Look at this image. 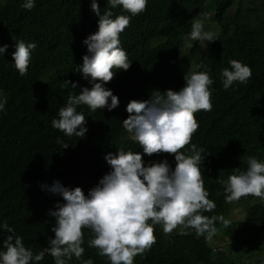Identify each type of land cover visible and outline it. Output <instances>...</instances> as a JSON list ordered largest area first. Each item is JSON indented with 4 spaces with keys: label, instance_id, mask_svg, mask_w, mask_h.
<instances>
[{
    "label": "clouds",
    "instance_id": "1",
    "mask_svg": "<svg viewBox=\"0 0 264 264\" xmlns=\"http://www.w3.org/2000/svg\"><path fill=\"white\" fill-rule=\"evenodd\" d=\"M147 3L148 0H107L108 7L101 11L98 0H91V10L98 16L97 29L82 41L87 54L82 56V64L73 69L91 87H81L79 94L70 93L49 109L44 97L51 87H44L42 73L33 74L29 84L32 103L12 110L9 121L0 130L3 162H19L26 152L43 148L53 151L50 161L36 164L31 177V203L36 214L32 220L43 227L41 241H30L9 225L11 220L2 218L0 234L5 235L0 240V264H70L73 258L81 261L88 248H95L107 263L134 264L138 254L143 256L151 249L156 239L154 230L159 228L167 238L193 230L213 248H222L220 243L210 242L216 236L225 237L216 222L228 227L230 222L246 218L241 208L231 210L228 219L204 215L216 205L208 198L202 178L204 149L197 148L191 140L198 128L194 114L212 109L213 79L206 70L186 72L185 84L180 89L179 74L173 83L158 84L148 99H132L126 105L129 115L122 120V127L132 143V151L121 148L107 153L87 141L85 115L77 107L84 105L91 113L105 107L111 111L118 106V96L105 85L116 69L130 67L131 48L125 33L130 18L144 12ZM118 6L129 15H114L112 9ZM22 7L31 10L35 0H23ZM192 18L189 30L180 34L184 41L181 55L193 44L199 43V50H205L209 42L217 39L207 28V14ZM172 46L173 43L167 44L161 50L169 51ZM7 47L0 46V55L4 56ZM35 48V42L16 40L11 65L17 76H32L28 66ZM164 57L155 59L154 69L163 68ZM228 63L229 67L220 72L223 88L234 83L247 84L251 68L236 59ZM181 64L173 57L169 68ZM178 73H182V68ZM65 84L77 87L76 82ZM10 106V93L0 87V119L10 112ZM259 117L264 122V114ZM255 144L254 150L262 147ZM185 145L189 147L182 151ZM238 145L247 148L243 142ZM171 154L172 161L164 159ZM82 158L89 167L85 176L79 173ZM242 162L243 170L237 168L218 180L225 203L237 202L241 197L264 201V159L248 156ZM239 211L244 213L243 218ZM24 238L34 245L45 244L34 249ZM81 264L93 261L89 258Z\"/></svg>",
    "mask_w": 264,
    "mask_h": 264
},
{
    "label": "trees",
    "instance_id": "2",
    "mask_svg": "<svg viewBox=\"0 0 264 264\" xmlns=\"http://www.w3.org/2000/svg\"><path fill=\"white\" fill-rule=\"evenodd\" d=\"M22 3L23 0H0V46L8 45L4 56L0 55V87L10 93L11 104L10 112L0 119V130L9 121L12 110L32 103L29 84L36 74L42 73L44 87H51L44 97L49 109L70 93L79 94L81 87H91L80 72L73 71L87 54L82 41L97 29L98 16L91 10V0H35L31 10L24 9ZM98 4L101 11L108 7L107 0H98ZM112 11L114 15H129L119 6ZM205 14L207 28L217 39L209 42L205 50H199L196 43L181 55L184 41L180 34L189 30L192 17L200 19ZM128 27L125 34L131 48L128 59L132 62L127 70L116 69L105 85L118 96V106L111 111L105 107L91 113L84 105L77 107L85 115L89 145L107 153L121 148L132 151V143L122 127V120L129 115L126 105L132 99H148L158 84L173 83L179 74L180 89L185 84L186 72L208 71L213 79L212 109L194 114L198 128L191 140L197 148L204 149L202 178L208 198L216 205L204 215L228 219L231 210L241 208L244 220L230 222L228 227L217 221L215 226L225 236L223 239L241 240L253 246L250 254L232 253L213 248L193 230L186 229L187 234L167 238L159 228L154 230L156 239L151 249L143 256L138 254L134 264H247V258L250 264H264V201L241 197L237 202L225 203L222 185L218 183L237 168L243 170L242 159L248 156L264 159V122L259 117L264 114V0H148L145 11L131 17ZM16 40L36 43L28 66L33 71L31 77L21 78L13 71ZM170 43L173 46L169 51L161 50ZM160 56H165L163 68L154 69V61ZM173 57L182 63L177 68H169ZM232 59L248 65L252 76L247 84L234 83L224 89L220 72L229 67ZM180 68L182 73H178ZM65 81L76 82L77 87L73 89L70 84L66 87ZM251 141L262 147L254 150L256 144H250ZM239 142L248 149L240 147ZM188 147L185 145L182 151ZM52 152L43 148L26 152L19 162L0 160V222L4 221L2 218L11 220L9 225L34 243L41 241L43 227L32 220L36 214L31 203V177L36 164L50 161ZM164 159L172 161V154ZM79 168L81 175L89 172L85 158L79 162ZM4 235L1 232L0 240ZM27 239L24 238L25 242L34 249L45 244L34 245ZM89 258L93 264H110L97 255L95 248L86 249L81 261ZM81 261L73 258L70 264Z\"/></svg>",
    "mask_w": 264,
    "mask_h": 264
},
{
    "label": "rangeland",
    "instance_id": "3",
    "mask_svg": "<svg viewBox=\"0 0 264 264\" xmlns=\"http://www.w3.org/2000/svg\"><path fill=\"white\" fill-rule=\"evenodd\" d=\"M238 214L240 218H243L244 216L243 212L239 211ZM210 242L213 245H218L220 243L222 248L232 253L250 254L253 251V246H248L244 244L241 240L227 241V240L220 239L216 236L215 238L210 239ZM249 261H250V258H247L246 259L247 264H250Z\"/></svg>",
    "mask_w": 264,
    "mask_h": 264
}]
</instances>
